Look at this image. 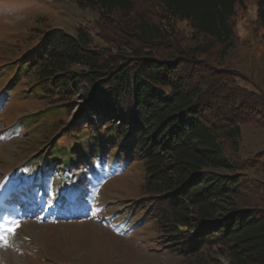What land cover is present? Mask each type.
<instances>
[{
    "label": "trees",
    "instance_id": "16d2710c",
    "mask_svg": "<svg viewBox=\"0 0 264 264\" xmlns=\"http://www.w3.org/2000/svg\"><path fill=\"white\" fill-rule=\"evenodd\" d=\"M246 1H83L98 11L97 36L106 46L95 44L88 27L76 35L47 31L38 58L31 60L32 92L48 104L43 116L57 117V168L70 171L74 160L87 162L92 155L100 165L142 162L147 199L135 207L146 209L144 219L174 227L190 251L217 244L242 264H264V182L257 178L264 172V151L250 158L239 151L241 125L264 129V91L244 88L240 75L226 66L239 39L233 22ZM256 4L264 28V0ZM185 22L190 31L181 27ZM77 100L84 105L74 117L93 123L87 130L62 119ZM97 120L102 124L95 125ZM87 131L90 153L76 141L63 147V138L77 140ZM76 151L82 156H74ZM36 160L29 162L31 169L41 162ZM87 167L88 176L103 169ZM243 193L253 196L241 207ZM177 226L189 229L180 232Z\"/></svg>",
    "mask_w": 264,
    "mask_h": 264
},
{
    "label": "rangeland",
    "instance_id": "374dc122",
    "mask_svg": "<svg viewBox=\"0 0 264 264\" xmlns=\"http://www.w3.org/2000/svg\"><path fill=\"white\" fill-rule=\"evenodd\" d=\"M83 1L0 0V182L6 184L0 190V231L13 221L20 222L9 234L8 245L0 246V264H242L221 245L190 251L180 243L174 227L162 229L155 219H144L146 209L135 207L137 201L147 199L142 162L121 158L124 161L105 160L100 165L94 155L89 156L88 163L103 168L97 177L88 176L91 170L82 158L72 162L70 171L56 167L52 142L58 136L57 117L42 114L48 104L32 92L35 69L31 60L38 58L42 40L51 29L76 35L81 27H88L95 44L106 46L97 36L98 11L84 7ZM256 3L247 0L237 10L233 23L238 45L230 51L226 66L240 75L241 86L259 92L264 91V28L258 23ZM181 27L190 31L186 22ZM6 93L9 97L1 99ZM83 105L77 100L63 121H77L84 129L92 126L86 118L74 117ZM64 139L63 147L76 141L85 154L91 152L88 131L77 140ZM239 151L243 158L264 151V129L241 125ZM42 152L47 155L31 169L29 162ZM74 153L76 157L83 154ZM67 156L65 152L61 157ZM40 166L46 169L38 172ZM111 166L112 171H103ZM257 178L264 182V172ZM58 185L63 193L56 191ZM251 196L240 194L239 206L244 207ZM10 198L15 203H9ZM61 198L64 202L59 204ZM70 206L71 211H66ZM57 207L65 212H57Z\"/></svg>",
    "mask_w": 264,
    "mask_h": 264
},
{
    "label": "snow or ice",
    "instance_id": "6c2138e0",
    "mask_svg": "<svg viewBox=\"0 0 264 264\" xmlns=\"http://www.w3.org/2000/svg\"><path fill=\"white\" fill-rule=\"evenodd\" d=\"M5 188H6V184L3 182H0V190H4ZM19 226H20V222L18 220L13 221L12 225L9 228L0 231V246L8 245L9 234H13L16 228H18Z\"/></svg>",
    "mask_w": 264,
    "mask_h": 264
}]
</instances>
